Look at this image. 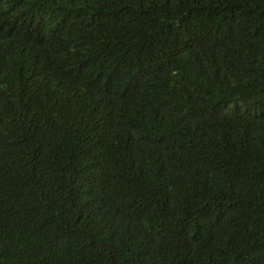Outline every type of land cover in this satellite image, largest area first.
<instances>
[{"label":"trees","instance_id":"16d2710c","mask_svg":"<svg viewBox=\"0 0 264 264\" xmlns=\"http://www.w3.org/2000/svg\"><path fill=\"white\" fill-rule=\"evenodd\" d=\"M0 264H264V0H0Z\"/></svg>","mask_w":264,"mask_h":264}]
</instances>
